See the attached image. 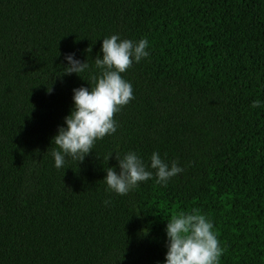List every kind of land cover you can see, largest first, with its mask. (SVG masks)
<instances>
[{
	"label": "trees",
	"instance_id": "obj_1",
	"mask_svg": "<svg viewBox=\"0 0 264 264\" xmlns=\"http://www.w3.org/2000/svg\"><path fill=\"white\" fill-rule=\"evenodd\" d=\"M117 33L149 42L122 74L134 99L113 135L57 169L72 89L93 86ZM67 53L89 64L81 77L62 72ZM114 150L183 172L116 195ZM193 210L219 264H264V0H0V264H162L166 220Z\"/></svg>",
	"mask_w": 264,
	"mask_h": 264
},
{
	"label": "clouds",
	"instance_id": "obj_2",
	"mask_svg": "<svg viewBox=\"0 0 264 264\" xmlns=\"http://www.w3.org/2000/svg\"><path fill=\"white\" fill-rule=\"evenodd\" d=\"M146 38L131 40L112 34L101 40L100 53L94 58L95 73L92 85L72 89V107L51 138L54 167L64 170L70 158L84 160L98 140L111 136L119 127L114 114L134 99L132 84L122 74L132 64L149 56ZM90 50V49H89ZM67 62L64 74L84 73L89 69L86 60L75 58L74 53L64 56ZM89 84V83H88ZM51 91V89H48ZM259 101L253 106H258ZM115 153V166H108L103 177L106 191L124 196L140 183L155 178V183L167 186L169 180L183 172L175 161L166 162L159 152L153 151L146 162L136 151ZM118 167L119 171H116ZM105 205L111 200L103 201ZM166 252L162 264H219L223 249L214 231L213 223L205 215L193 210L180 212L166 220Z\"/></svg>",
	"mask_w": 264,
	"mask_h": 264
}]
</instances>
